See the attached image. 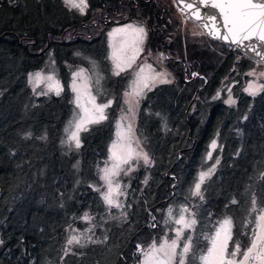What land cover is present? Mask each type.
I'll use <instances>...</instances> for the list:
<instances>
[{
    "label": "trees",
    "instance_id": "16d2710c",
    "mask_svg": "<svg viewBox=\"0 0 264 264\" xmlns=\"http://www.w3.org/2000/svg\"><path fill=\"white\" fill-rule=\"evenodd\" d=\"M169 5L170 11L161 0H96L78 16L64 0H0V264H136L137 245L158 240L176 198L197 218L193 253L209 247L205 237L225 217L233 222L229 251L235 241L242 247L250 241L251 199L264 202V89L244 90L252 59L205 34L204 41L186 38L170 23ZM137 9L150 25V48L171 53L174 77L148 93L137 119L136 135L152 164L123 179L122 207L109 208L100 166L115 138L122 90L108 82L115 107L81 132L77 149L65 142L78 113L66 63H74L77 50L104 46L105 30L118 22L111 14L133 18ZM52 58L63 91L45 96L32 91L27 76ZM148 97L157 99L152 108ZM213 164L203 200L193 197L199 173ZM71 235L84 246L68 245ZM188 264L199 261L190 256Z\"/></svg>",
    "mask_w": 264,
    "mask_h": 264
},
{
    "label": "snow or ice",
    "instance_id": "6c2138e0",
    "mask_svg": "<svg viewBox=\"0 0 264 264\" xmlns=\"http://www.w3.org/2000/svg\"><path fill=\"white\" fill-rule=\"evenodd\" d=\"M66 5L78 8L81 13L87 7L86 0H65ZM184 8L188 9L191 16L201 22V27L208 29V34L216 39H221L229 42L230 45H235L237 48H244L247 52L253 53L259 57L258 64L264 65V0H181ZM210 8L217 12H203L201 9ZM222 19V23L220 22ZM121 36L119 43L113 42L110 44L112 53L110 59L114 66V74L120 75L122 71L130 67L135 61L138 54L142 51L141 45L146 38V30L140 26L132 24L125 27L114 29L109 33L110 37ZM248 42L247 44L245 42ZM149 69L145 73L144 68H140L136 73V78L133 81L132 93L134 97L142 95L144 89H149L157 82L170 83L168 79L169 73L156 72L151 65H146ZM83 69L73 75L72 91L76 93L74 103L80 112L75 113L73 120L69 121L68 127L65 129L67 133V143L75 148L81 147L80 133L87 131V125L99 123L106 120L107 115L105 109L111 106L112 101L97 104L96 96L91 93L86 83L77 85V78L83 76ZM257 79L264 77V68L261 70H253L248 73ZM42 74L37 72L34 76H30V80L39 82ZM48 81H52L48 85L49 91H55L56 95H60L63 91L59 81L54 80L53 76H47ZM99 83V79L97 81ZM264 89V84L256 85L249 83L246 89L250 95H255L256 91ZM47 94V93H42ZM126 96L130 93H125ZM83 101V102H82ZM127 102V101H126ZM229 103H235L229 98ZM131 111V108L129 109ZM117 140L113 142L110 159L113 161L111 167H105L102 170L101 179L105 182L106 191L101 193L102 199L109 207L121 208L122 202L119 199L125 193L121 189L120 182L113 178L118 176L120 172L127 174L133 170L123 168V165H130L133 160L142 159L146 166L152 164V160L147 152L138 150L139 141H136V147H133L131 138V126L127 129L120 130L121 125H117ZM211 147L216 148V142L213 141ZM211 159V153L208 154ZM219 160L215 161L218 164ZM215 164L210 166L207 171H202L199 174L198 180L194 183L191 190V195L199 197L203 200L202 185L205 180L211 176L215 170ZM147 178L144 183L147 184ZM99 191V189H97ZM233 204L238 203L237 200H232ZM250 213H256L254 224L255 228L252 231V236L247 245L243 246L239 241L233 242V248L228 250L229 241L232 240V219L225 217L222 221L217 222L215 232L206 236L209 240L210 247L207 248L205 254L200 256L202 264H264V202L260 206L257 205L256 197L251 199ZM126 216V213H122ZM169 221L176 227L175 238H165L159 243H152L148 248H143L137 245V251L142 259L139 264H185V258L193 248L191 236L183 237L185 230H195L197 223L194 211L185 205L179 207L176 215L173 210H168ZM84 219H89L85 214ZM155 219V217H153ZM155 227V225H152ZM90 231V229H89ZM184 238L182 248L179 245L181 238ZM92 243L99 241L91 240ZM73 243L80 245L81 238L77 235H71L67 244ZM178 248L180 249L178 251Z\"/></svg>",
    "mask_w": 264,
    "mask_h": 264
},
{
    "label": "rangeland",
    "instance_id": "374dc122",
    "mask_svg": "<svg viewBox=\"0 0 264 264\" xmlns=\"http://www.w3.org/2000/svg\"><path fill=\"white\" fill-rule=\"evenodd\" d=\"M93 1L96 0H86L87 7L85 8L84 12L81 13L78 8L71 7L70 5H67L68 9L73 10L74 13L78 16H84L88 13V11L91 8V4ZM171 1L173 0H161V4L165 5L167 9L170 11L171 8ZM65 2V0H64ZM76 2H79V0H76ZM173 8L171 10L172 16L170 23L174 24V22H177L178 29L179 31L186 37L191 39V41H204L205 39L203 38L204 33L202 32L201 28L187 20L183 13H181L174 5L173 3ZM137 14L133 18H128L127 13L123 14V16H115V15H110V20L118 21L115 23H112L104 32L105 37H104V46L102 45H94L89 48V50H77L73 53V59L74 63L68 62L66 63L67 71H68V76H69V87L70 90L74 96L76 93L72 91V84H73V75L76 72H79L81 69H83V76L77 78V85H81L83 83H86L88 88L91 90V93L96 96V103H104L107 102L108 100H111V106L107 109H105L107 117L109 116V113L112 111L111 109L115 107V101L117 100L116 97L114 96V92L117 89V92L121 89L122 92L120 94V104L116 110V113H118L117 120L115 122V138L113 140H117V125H121L120 130H125L128 128V126H131V138L133 141V147H136L135 142L139 141V147L138 150H143L144 152H147L144 148L143 145V140H141L137 135H136V129L138 125V116L140 112L142 111L143 108V102L146 100L147 95L149 92H152L154 90H159L161 91L168 83H155L150 90L149 89H144L143 93L139 97H134L131 95L132 93V86H133V81L136 78V73L139 72L140 68H144L145 73H148L149 69L146 67V65H151L152 68L156 72H167L169 73L168 79L172 82L173 80V73L169 70L167 67V61L171 58V53L168 51H165L163 49L160 50H154L150 48V41H149V35H150V25L148 24L147 18H145L142 15V11L140 9H137ZM131 15V13H130ZM128 18V19H127ZM123 21V22H121ZM132 24L134 26H140L145 28L146 30V38L144 39L143 44L141 45L142 51L138 54L137 58L135 61L131 64L130 67L126 68L124 71L120 73V75H115L114 74V66L112 63V60L110 59L111 53H112V48L110 47V44L113 42L119 43L121 41V36L117 35L116 37H110L109 33H112L114 29L122 28L125 27L126 25ZM176 26V25H175ZM175 28V27H174ZM256 65L257 63L255 62L253 64V67L248 71L251 72L254 69L256 70ZM41 73L42 78L39 82H36L35 80H30V76H34L35 73ZM125 75L126 79L122 81L123 84H121L120 77ZM47 76H53L54 80L59 81V84L63 88L62 84V79L60 78L58 70L55 68V59H49V62L47 63V66L43 67L41 70L33 72L27 76V82L29 83L30 87L32 88V91L42 94V93H47V94H42L45 96H49L51 94L56 95L55 91H49L48 90V85L52 83V81H48L46 79ZM99 79V83H97ZM108 82L113 83L116 86V89L113 90V87L109 91V86ZM249 83H254L256 85H261L264 84V77L257 79L254 76H250L247 80V82L244 84V90L249 93L246 89L248 88ZM261 89L257 90L259 92ZM62 93V92H61ZM60 93V94H61ZM125 93H130V95L126 96ZM231 95L229 96V98ZM232 98V97H231ZM149 99V97H148ZM127 101V102H126ZM83 102V101H82ZM75 104V103H74ZM155 104H157V99L155 100L154 98L149 99L147 107L152 108ZM167 102L165 100H162V103L159 104L160 106L166 107ZM76 106V105H75ZM131 108V111L129 109ZM78 109V108H76ZM149 111V110H146ZM78 112H80V109H78ZM102 122V121H100ZM99 122V123H100ZM97 123H92L87 125V129H89L91 126L95 125ZM81 135V133H80ZM67 141V138L65 142ZM113 142H111L110 148H109V156L108 159L100 166V178L102 176V170L105 167H111L113 161L110 159L111 156V150H112V145ZM213 148L210 149L208 152L211 153ZM149 155V154H148ZM207 160H209L208 155H207ZM143 160H133L130 165H123L122 167L125 169H128L131 167L133 170L128 171L127 174L124 172H120V174L116 177H114V180H117L120 182L121 189L125 193V189L127 186V183L123 181L125 178H129L130 174L139 168L141 164H143ZM203 169L202 171H207L208 168ZM201 171V172H202ZM200 172V173H201ZM199 173V174H200ZM199 177V176H198ZM102 180V179H101ZM102 190L106 191V185L105 182L102 180ZM191 193V191H190ZM125 195L121 196L119 199L123 203V198ZM195 197V196H193ZM181 205H184L183 201H178V198L175 199L171 209L173 210V214L176 215L179 211V207ZM114 208V207H112ZM190 211H194L192 208H190ZM168 215V213H167ZM197 219V218H196ZM197 225V223H196ZM195 225V228H196ZM176 226L172 224L171 222H167L165 225V228L163 229V232L161 236L158 238L156 243L161 242L165 238H175V231L174 228ZM253 229L255 228V224H253ZM191 236L192 242L193 239H196V230H185L183 237ZM181 238V240L178 242L180 247L182 248L183 243H184V238ZM197 240V239H196ZM154 243V242H152ZM151 243V244H152ZM151 244H149L146 248H148ZM139 245V244H138ZM210 242H209V247H210ZM193 247H194V242H193ZM208 245H205V249L203 252L198 249L195 253H193L194 248L188 253L187 257L185 258V264H188L189 257L192 256L193 258H196L197 261H199V264H202L200 261V256L202 254H205L207 251ZM180 249L178 248V251ZM139 255L140 253L137 252ZM142 259L141 256H139L138 261L136 264H139L140 260Z\"/></svg>",
    "mask_w": 264,
    "mask_h": 264
},
{
    "label": "water",
    "instance_id": "95a60500",
    "mask_svg": "<svg viewBox=\"0 0 264 264\" xmlns=\"http://www.w3.org/2000/svg\"><path fill=\"white\" fill-rule=\"evenodd\" d=\"M173 3H174V5H175V7H176L181 13H183L184 17H185L187 20H189V21H191V22L197 24V25L201 28L202 32H203V33H204V34H205L210 40H212V41H218V42H220V43H223V44H225V45H227V46H229V47H231V48H233V49L239 51V52H240L241 54H243L244 56H246V57H248V58H250V59H252V60L258 62V60H259L260 58H259V57H256V56H255L253 53H251V52H247L244 48H237L235 45H230L229 42H226V41L221 40V39H216V38H214L212 35H209V34H208V29L203 28V27L200 26V25H201V22L198 21V20H196L194 16H191L189 10L186 9V8H184V5H183V3H181V0H173ZM201 11H202V13H203V12H209V11L217 12V10H215V9L203 8V7H202ZM220 22L222 23V19H221ZM245 43L247 44L248 42L246 41ZM261 68H264V65H260V64L257 63V65H256V70L259 71V70H261ZM137 252H138V251H137Z\"/></svg>",
    "mask_w": 264,
    "mask_h": 264
},
{
    "label": "flooded vegetation",
    "instance_id": "af4514ba",
    "mask_svg": "<svg viewBox=\"0 0 264 264\" xmlns=\"http://www.w3.org/2000/svg\"><path fill=\"white\" fill-rule=\"evenodd\" d=\"M254 61V60H253ZM256 61H254V63H255ZM256 63H258V62H256Z\"/></svg>",
    "mask_w": 264,
    "mask_h": 264
}]
</instances>
